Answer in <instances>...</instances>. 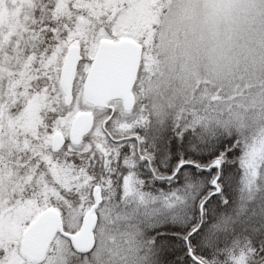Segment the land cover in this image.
<instances>
[{"label":"snow or ice","instance_id":"6c2138e0","mask_svg":"<svg viewBox=\"0 0 264 264\" xmlns=\"http://www.w3.org/2000/svg\"><path fill=\"white\" fill-rule=\"evenodd\" d=\"M0 264H264V0H0Z\"/></svg>","mask_w":264,"mask_h":264}]
</instances>
